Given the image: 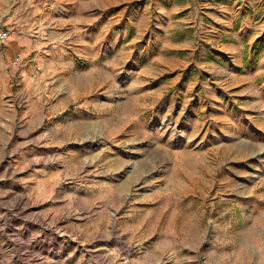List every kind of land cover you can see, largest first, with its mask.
Masks as SVG:
<instances>
[{"label": "rangeland", "instance_id": "rangeland-1", "mask_svg": "<svg viewBox=\"0 0 264 264\" xmlns=\"http://www.w3.org/2000/svg\"><path fill=\"white\" fill-rule=\"evenodd\" d=\"M18 33L0 42V264H264V107L96 75L58 45L12 54Z\"/></svg>", "mask_w": 264, "mask_h": 264}, {"label": "crops", "instance_id": "crops-1", "mask_svg": "<svg viewBox=\"0 0 264 264\" xmlns=\"http://www.w3.org/2000/svg\"><path fill=\"white\" fill-rule=\"evenodd\" d=\"M16 11L12 54L58 45L96 75L135 69L162 93L199 83L206 96L264 107V0H18Z\"/></svg>", "mask_w": 264, "mask_h": 264}, {"label": "built area", "instance_id": "built-area-1", "mask_svg": "<svg viewBox=\"0 0 264 264\" xmlns=\"http://www.w3.org/2000/svg\"><path fill=\"white\" fill-rule=\"evenodd\" d=\"M17 26L16 25H9L0 28V42L6 41L11 35L17 33ZM21 62V57L16 55L10 58L9 60V67L17 66Z\"/></svg>", "mask_w": 264, "mask_h": 264}]
</instances>
